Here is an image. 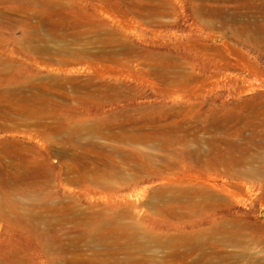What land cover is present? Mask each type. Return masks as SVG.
I'll return each instance as SVG.
<instances>
[{
	"label": "rangeland",
	"instance_id": "obj_1",
	"mask_svg": "<svg viewBox=\"0 0 264 264\" xmlns=\"http://www.w3.org/2000/svg\"><path fill=\"white\" fill-rule=\"evenodd\" d=\"M263 29L234 0H0V264H264Z\"/></svg>",
	"mask_w": 264,
	"mask_h": 264
},
{
	"label": "bare ground",
	"instance_id": "obj_2",
	"mask_svg": "<svg viewBox=\"0 0 264 264\" xmlns=\"http://www.w3.org/2000/svg\"><path fill=\"white\" fill-rule=\"evenodd\" d=\"M222 1V0H221ZM223 1H230V0H223ZM236 1L237 3H244V5H249L251 7H254L258 10V12L261 14V15H264V0H234ZM204 2V1H203ZM228 3V2H227ZM235 5V4H234ZM224 7V6H223ZM202 8V7H201ZM222 8V7H221ZM220 8V9H221ZM250 8V7H249ZM230 9V8H228ZM235 9V8H234ZM239 10V9H238ZM237 10V11H238ZM242 10V9H241ZM253 10V9H252ZM205 11V10H204ZM203 12V11H202ZM206 12V11H205ZM214 12V11H213ZM210 13V12H209ZM216 13V12H215ZM214 14V13H213ZM237 15V14H236ZM215 16V15H214ZM242 26V25H241ZM261 29V28H260ZM257 30V29H256ZM264 30V29H263ZM239 31V30H238ZM247 31V30H246ZM264 33V31H263ZM249 39V38H248ZM254 42V41H253ZM263 42V41H262ZM258 43V42H257ZM255 48V47H254ZM256 49V48H255ZM262 104V103H261ZM263 106V105H262ZM255 111V110H254ZM264 111V110H263ZM261 116V115H260ZM255 117V116H254ZM251 119V118H250ZM260 126V125H259Z\"/></svg>",
	"mask_w": 264,
	"mask_h": 264
}]
</instances>
